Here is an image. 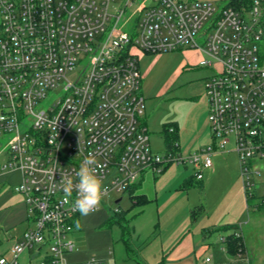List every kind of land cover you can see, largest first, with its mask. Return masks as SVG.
<instances>
[{
  "label": "built area",
  "instance_id": "obj_1",
  "mask_svg": "<svg viewBox=\"0 0 264 264\" xmlns=\"http://www.w3.org/2000/svg\"><path fill=\"white\" fill-rule=\"evenodd\" d=\"M186 48L213 69L212 142L183 157L152 148L138 53ZM231 144L253 196L264 163V0H0V174L20 173L15 191L32 221L0 264L45 245L43 264H67L80 213L62 182L75 180L90 153L105 197L175 162L193 163L202 180Z\"/></svg>",
  "mask_w": 264,
  "mask_h": 264
},
{
  "label": "rangeland",
  "instance_id": "obj_2",
  "mask_svg": "<svg viewBox=\"0 0 264 264\" xmlns=\"http://www.w3.org/2000/svg\"><path fill=\"white\" fill-rule=\"evenodd\" d=\"M215 4L225 5L229 0H212ZM196 49H183L172 52L147 54L139 52V65L142 75V92L146 99V110L144 121L148 126L150 142L152 148L160 153L167 152V145L162 133L164 124L173 120L179 121L180 148L178 153L183 157H187L195 151L197 141L204 138L206 132L211 133L209 123V102L207 97L206 84L208 78L212 75L213 69L203 68L199 65L200 56ZM201 56V57H202ZM78 70L68 75L69 79L76 80ZM207 98V115H204L203 101ZM231 144L230 148H232ZM259 163L260 174L259 182L254 185V193L261 196L264 193V163ZM165 173L145 172L144 182L139 184L132 193L111 192L103 197L97 211L87 215H79L80 228H76L70 235L74 238V233H81L86 240V249L91 252L98 249L100 252H109L115 250L119 254L124 249L126 243L133 248L142 246L146 241V234L152 227L158 225L164 228L169 224V214L171 212H179L183 214L184 204L188 200L204 195L202 186L196 181L193 186L182 187V181L185 178H195V167L193 163H172ZM148 173V174H147ZM228 172L222 173L214 183L210 190V195L214 196L218 187H226L228 183ZM172 175L180 178L176 181ZM159 176V177H158ZM165 176V179L163 177ZM158 177V178H156ZM162 179V180H161ZM239 180L244 186V180L239 171ZM21 181V175L15 170H5L0 174V184H7L8 191L16 192L15 186ZM254 181V178L252 179ZM1 189V185H0ZM145 193L149 198H154L155 192L159 195V205L172 195H177L171 205L161 208L162 213L157 212L155 201L148 202L141 213L140 208L135 206L132 210V195ZM18 193V192H16ZM20 194V193H19ZM22 195V194H21ZM119 204L116 199L121 198ZM2 202V200L0 201ZM122 212L124 218L117 215L115 211ZM186 209V208H185ZM15 211V208L8 209ZM11 211L7 212L4 208L0 209V247L12 240L15 230L8 229L9 220L11 221ZM112 224H109V221ZM157 225V226H158ZM9 231V234L6 232ZM244 243V241H243ZM134 249H128V255L137 257ZM241 252L240 254H243ZM76 255V251L64 253V259L67 261L70 257Z\"/></svg>",
  "mask_w": 264,
  "mask_h": 264
},
{
  "label": "crops",
  "instance_id": "obj_3",
  "mask_svg": "<svg viewBox=\"0 0 264 264\" xmlns=\"http://www.w3.org/2000/svg\"><path fill=\"white\" fill-rule=\"evenodd\" d=\"M201 56L202 59L203 56ZM207 106V98H205L203 101L205 116L208 112ZM170 123L176 129L180 148V123L178 120H173ZM211 142V133L206 132L205 129L203 141L200 139L199 142L197 141L195 151ZM212 158L213 166L204 171L202 180H194L191 177L185 178L179 187L181 189L185 181L191 179L190 186H193V182L196 181L202 186L204 195L192 200L189 199L186 205H183L182 215L179 212H171L168 215L171 221L169 220V224L164 228L160 224L158 225V221H156V226L147 232L146 241L142 246L135 249L123 240L125 247L119 254H116L115 250L106 253L95 249L91 252L86 249L85 237L76 232L73 238L75 247L72 250L76 251V255L65 262L67 264H225L227 262L232 264H264V203L262 202V195H254L248 201L244 186L239 180L240 165L235 150L229 148L226 151L216 152ZM256 166L259 167V163ZM167 168L163 173L168 170ZM148 171L153 173L152 170L146 172ZM224 172H228L229 185L218 187L215 195L211 196L210 190L214 186L215 180ZM173 176L177 182L180 181L176 175H172L169 179H172ZM141 179L140 184L144 182V173ZM0 185V201L2 200L0 209L4 208L10 212L11 210L8 209L15 208V211H11V216H9L12 220H9L7 225L8 229L15 230V234L12 240H8L6 244L0 247V256L4 255L11 259V247L32 226V221L28 215L24 196L14 191H8L9 187L6 188L7 184L5 183ZM176 197L177 195H172L163 200L161 206L158 202L159 195L156 192L154 198H148L150 199L149 202L155 201L157 203L156 210L159 214V212L162 213L161 208L171 205ZM198 204L203 205L206 212L199 219L193 221L191 209ZM228 224L239 226L237 232L241 234L244 241V253L241 257H238V254L232 255L226 249L223 239L229 231L219 228ZM77 228H80V223ZM6 234H9V231ZM128 249H134L137 257L129 256ZM48 250L47 245L41 249L25 250L18 256V264H43L47 259ZM207 258H211V260L207 261Z\"/></svg>",
  "mask_w": 264,
  "mask_h": 264
},
{
  "label": "clouds",
  "instance_id": "obj_4",
  "mask_svg": "<svg viewBox=\"0 0 264 264\" xmlns=\"http://www.w3.org/2000/svg\"><path fill=\"white\" fill-rule=\"evenodd\" d=\"M97 167L99 165L90 153L81 162L75 180L69 178L66 182H62L63 190L67 196L71 198L72 192H76L72 203L82 216H87L98 210L106 191L103 180L97 174Z\"/></svg>",
  "mask_w": 264,
  "mask_h": 264
},
{
  "label": "trees",
  "instance_id": "obj_5",
  "mask_svg": "<svg viewBox=\"0 0 264 264\" xmlns=\"http://www.w3.org/2000/svg\"><path fill=\"white\" fill-rule=\"evenodd\" d=\"M238 0H229V3H237ZM244 1H249V0H244ZM163 135H164V140L166 142L167 145V150H170L172 152H178L179 146H178V136L176 133V129L174 128V126L171 123H165L164 124V128L162 131ZM170 164L164 166L163 171H165V169L169 166ZM191 179H188L185 181V183L183 184V187L187 188L191 185ZM137 187V185H134L131 190L130 193H132L134 191V189ZM255 195V193H253V196ZM253 196H247L248 201H250ZM132 199H133V203L131 208L129 209L132 210L135 206L139 207L140 210L138 213H141L143 211V207L150 201V199L147 197V195L143 192L138 193V194H134L132 195ZM206 212L205 208L203 205L198 204L195 205L194 207H192L191 209V218L193 221H196L197 219H199L204 213ZM118 216H121L122 218H124V215L122 214V212H117ZM113 222H116V220H111L109 221V224H112ZM76 225H79V221L77 222ZM221 230L224 231H229V233L226 235V237L224 238V243L226 244V249L229 253H231L232 255H236L239 254L241 252L244 251V243H243V238L241 237V234L238 231L239 226L238 225H224L221 228H219ZM238 233V235H237Z\"/></svg>",
  "mask_w": 264,
  "mask_h": 264
},
{
  "label": "water",
  "instance_id": "obj_6",
  "mask_svg": "<svg viewBox=\"0 0 264 264\" xmlns=\"http://www.w3.org/2000/svg\"><path fill=\"white\" fill-rule=\"evenodd\" d=\"M120 200H121V199H118V200L116 201V203L119 204Z\"/></svg>",
  "mask_w": 264,
  "mask_h": 264
}]
</instances>
